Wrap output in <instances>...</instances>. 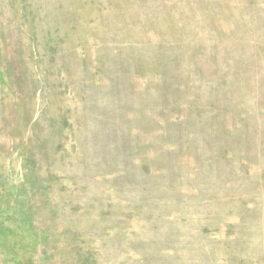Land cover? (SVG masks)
<instances>
[{"label":"rangeland","instance_id":"rangeland-1","mask_svg":"<svg viewBox=\"0 0 264 264\" xmlns=\"http://www.w3.org/2000/svg\"><path fill=\"white\" fill-rule=\"evenodd\" d=\"M0 264H264V0H0Z\"/></svg>","mask_w":264,"mask_h":264}]
</instances>
